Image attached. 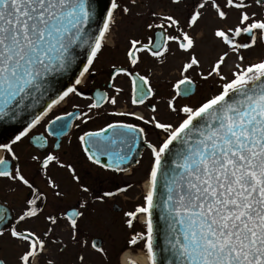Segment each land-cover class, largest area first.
<instances>
[{
	"label": "snow or ice",
	"instance_id": "1",
	"mask_svg": "<svg viewBox=\"0 0 264 264\" xmlns=\"http://www.w3.org/2000/svg\"><path fill=\"white\" fill-rule=\"evenodd\" d=\"M124 18L141 20L149 34L126 35L125 62L105 72L98 62ZM257 48H264V0H0V125L29 116L0 142V264L108 260L105 239L89 224L134 184L94 188L79 162L129 173L142 165L141 145L146 190L141 203L120 210L129 230L121 251L140 248L148 264H264V55L252 59ZM145 56L160 67L178 61L167 95L153 85L151 66L135 70ZM98 75H105L100 84ZM121 76L131 81L125 103L149 114L118 110ZM198 85L207 94L192 101ZM102 117L109 119L89 128ZM25 140L33 149L27 156L18 151ZM69 149L76 161L64 159Z\"/></svg>",
	"mask_w": 264,
	"mask_h": 264
},
{
	"label": "flooded vegetation",
	"instance_id": "2",
	"mask_svg": "<svg viewBox=\"0 0 264 264\" xmlns=\"http://www.w3.org/2000/svg\"><path fill=\"white\" fill-rule=\"evenodd\" d=\"M118 19H119V14ZM141 26V27H138ZM117 30L124 31V35H131L136 34L139 32V35L146 36L149 33H147L142 28V21L139 19H132L129 20L128 18H124V20L119 24ZM130 30L132 31L130 33ZM120 33L114 34V36H110L109 38V44L108 48L106 49L104 55L102 56L101 60L98 62V67L103 66L106 72L107 66L110 62H117L120 64H123L125 62L124 57V48H125V39L119 37ZM112 42V44H110ZM112 47V48H111ZM118 48L119 50H113ZM264 55V48H257L253 55L252 59L258 58L260 56ZM178 61L174 58H169L168 63L163 66H156L153 65L151 62V59L149 57H144L143 62L139 65L138 68H136V71H140L141 74H143L144 69L146 67L151 66L153 68V85L158 88V91L160 95H167L169 91L168 81L172 80L174 77L178 76V73L175 71V65ZM231 63V61H229ZM105 75H98L95 78L96 84H100L104 81ZM118 86L123 88V94L120 97V104L118 105V110H132V111H138L145 115L149 114L147 109L141 106L139 109L132 107L130 104L125 103L128 96L131 94V81L128 78H125L121 76L117 81ZM207 94V85H205L203 88H200L198 85V91L196 95H193L191 97L192 101H195L199 98L200 95ZM184 101H181L183 103ZM79 103L83 104L86 103L84 101H79ZM63 107L69 111H71L70 105H63ZM110 108V106H109ZM60 109H57L56 112L59 113ZM104 119H109L108 117H102L100 119H97L94 123L89 125V128H95L98 126H102ZM43 126L40 128H37L36 131H42ZM76 134V130L73 129L72 132H70V135L73 137ZM11 135V133H8L6 136H4L0 142H3L6 140L7 136ZM154 138V135H153ZM51 142V138H50ZM66 143V141H65ZM20 148H26L33 151L32 147L29 146L27 140H25L23 145H20L18 147V151ZM63 150V149H62ZM141 150L144 151V157L142 159V165L135 168L134 170H130L129 173H121L119 175L113 174L111 172L105 173L102 170L96 168L95 166H90L87 164L86 161H80V168L79 172L81 176L83 177L84 181L91 185L94 188H100V189H112L115 190V186H124L127 183L134 184V187L132 189H129L126 193L118 194L114 198H110L106 205L103 206V210L98 213L100 219L97 220L96 215H93L92 220L89 224V231L93 235H101L105 239V246L108 247L109 250V258L108 260L104 261L103 264H122V257L125 254L126 250L132 251L133 254L134 251L137 252H143L142 249H124V251H121V249L124 247V239L126 236L129 235V230L123 227L122 225V211L123 210H131L134 208V206L137 203L142 202V194L146 190L145 180H144V168L147 165V159L148 154L147 151L143 149V146L141 145ZM64 159H71L73 161H76L77 159V152L75 149H69L68 155L64 157ZM26 167H28L26 165ZM57 175L63 176L64 173L60 170H54ZM38 183H40V180L38 179ZM41 187H43L41 183ZM3 192H0V199H3ZM12 195L8 196L9 201L12 200ZM76 202V194L73 191V195H71L68 198L67 203L70 205H74ZM130 202H133V207L131 208ZM20 204V199L17 196L16 198V204L14 207L18 208ZM136 227L139 230L141 227L140 222H136ZM111 237V239H109ZM12 249H8L9 254L12 253ZM93 264H100V260L98 257L92 258ZM134 264H139L134 262Z\"/></svg>",
	"mask_w": 264,
	"mask_h": 264
},
{
	"label": "water",
	"instance_id": "3",
	"mask_svg": "<svg viewBox=\"0 0 264 264\" xmlns=\"http://www.w3.org/2000/svg\"><path fill=\"white\" fill-rule=\"evenodd\" d=\"M106 2H107V0H97V3L101 6H103ZM28 118H29L28 114L25 113L20 117L18 122L6 124V125H0V140L4 136H6L8 133L12 132V130L20 128L21 125L24 124ZM155 221H156L158 228H159L158 235H157V243H158L159 247L162 248L164 245V240H163L164 224H163V221L160 220L158 212L156 213ZM162 257H163V253H161V258Z\"/></svg>",
	"mask_w": 264,
	"mask_h": 264
},
{
	"label": "bare ground",
	"instance_id": "4",
	"mask_svg": "<svg viewBox=\"0 0 264 264\" xmlns=\"http://www.w3.org/2000/svg\"><path fill=\"white\" fill-rule=\"evenodd\" d=\"M122 264H129V261H133L139 264H148L146 255L143 252L139 254H133L132 251H127L122 257Z\"/></svg>",
	"mask_w": 264,
	"mask_h": 264
},
{
	"label": "rangeland",
	"instance_id": "5",
	"mask_svg": "<svg viewBox=\"0 0 264 264\" xmlns=\"http://www.w3.org/2000/svg\"><path fill=\"white\" fill-rule=\"evenodd\" d=\"M164 2L166 3V0H164ZM155 6L159 8V7H162V4H160V3L157 2V3H155ZM163 10L168 11L167 8H164ZM140 11H141L142 13H146V12H147V8H146V7H145V8H142V9H140ZM138 27H141V26H138ZM131 32H132V31L130 30V33H131ZM116 33H120V34H119V37H121V38H124V37H125V35L123 34L124 31H120V30H117V29H116V30L114 31V33L112 34V36H114V34H116ZM110 44H112V42H110ZM111 48H112V47H111ZM20 150L23 151V155H24V156H27V154L31 152L30 150H28V149H26V148H23V149L20 148L19 151H20ZM130 204H132V205H131V208H132V207L134 206V205H133V202H130ZM127 251H128V250H126V252H127ZM126 252H125V253H126ZM134 252H135V253H138V254L140 253V252H137V251H134ZM122 259H123V258H122Z\"/></svg>",
	"mask_w": 264,
	"mask_h": 264
}]
</instances>
